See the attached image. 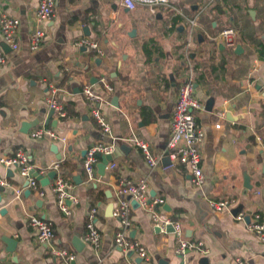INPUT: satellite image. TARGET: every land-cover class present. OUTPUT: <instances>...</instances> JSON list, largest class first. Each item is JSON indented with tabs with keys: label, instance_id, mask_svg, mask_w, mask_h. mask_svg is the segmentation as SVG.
<instances>
[{
	"label": "crops",
	"instance_id": "obj_1",
	"mask_svg": "<svg viewBox=\"0 0 264 264\" xmlns=\"http://www.w3.org/2000/svg\"><path fill=\"white\" fill-rule=\"evenodd\" d=\"M171 1L153 12L142 6L130 11L121 0H56L44 42L32 52L30 35L40 0H0V13L20 22L16 51L3 43L0 31L6 56L0 67V158L23 150L33 171L44 177L57 172L49 185L36 180L41 195L27 185L17 167L0 163L5 181L0 185V237L17 240L16 250L7 252L0 239L1 262L137 264L140 257L135 252L129 256L131 251L116 246L120 221L108 217L106 207L111 201L117 204L126 184L146 180L149 199L164 200L156 207L158 213L180 223L183 238L203 242L209 253L177 254L174 231L157 227L149 210L133 207L131 201L128 236L147 253L140 264H264V244L249 228L256 214H264V0ZM192 21L197 23L194 36L188 33ZM226 28L237 32L234 47L216 40ZM83 38L96 42L103 54L76 46ZM237 45L242 50L237 52ZM190 65L203 106L196 121L205 132V181L199 187L183 164L164 161L172 113ZM86 83L101 97L98 106L111 126L110 134L103 133L92 116L82 92ZM51 95L66 116L55 112L46 124ZM42 127L55 130L66 142L33 139L31 133ZM135 138L149 144L158 159L156 167L132 142ZM97 143L113 145L114 158L101 175L99 157L95 180L90 181L83 163L87 150ZM54 164L58 170L52 169ZM246 175L251 190L244 187ZM57 177L71 184L69 191L78 199L70 216L61 212L52 190ZM107 191L113 193L111 200ZM223 200L232 204L214 212L210 201ZM93 208L102 235L98 247L84 241ZM2 209L7 210L3 215ZM31 216L51 224L55 245L74 253V261L52 257L29 225Z\"/></svg>",
	"mask_w": 264,
	"mask_h": 264
},
{
	"label": "built area",
	"instance_id": "obj_2",
	"mask_svg": "<svg viewBox=\"0 0 264 264\" xmlns=\"http://www.w3.org/2000/svg\"><path fill=\"white\" fill-rule=\"evenodd\" d=\"M121 4L130 11L142 6L154 12L159 6H168L169 0H121ZM55 6L56 0H40L35 16V28L30 35V50L32 52H36L41 48L46 37L45 24L52 21L55 17ZM19 25L20 22L18 19L10 17L5 13H0V31L3 43L8 45L13 51L19 48L17 42ZM196 25L197 23L195 21L190 23L191 31ZM236 35L237 32L235 29L226 28L219 33L216 40L224 42L229 47H234ZM191 44L192 43L189 45ZM76 46H85L95 50L100 55L103 54L98 44L87 38L78 40ZM5 62L6 56L0 44V67L4 65ZM106 87L109 90L111 89L107 84ZM82 92L85 99L89 102L92 116L98 123L102 132L110 134L111 126L98 106L101 97L93 91L92 86L88 83L83 86ZM47 103L59 117L64 118L66 116L63 106L54 95L47 98ZM202 108V103L195 94V72L192 65H190V69L179 89L178 99L172 113L171 137L167 145V154L172 161L180 162L188 169L191 174L192 183L197 187L202 186L205 181L202 166L203 153L201 148L205 138V132L196 121V112L200 111ZM217 127L219 128L221 125H217ZM31 137L33 139L49 137L53 141H58L63 144L66 142L65 137L47 127L34 130L31 133ZM258 140H260V138ZM132 142L142 150L151 167H156L158 165V159L152 155L150 146L147 142L137 138L133 139ZM114 150L115 148L113 145L104 143L94 144L87 150L83 167L90 181L95 180L96 165L99 161V156L112 155ZM0 163L7 168L17 167L20 174L28 181L29 186L35 190H39L41 195L44 194L43 191L40 190L36 178L32 175L33 166L29 155L25 151L19 150L12 157H2L0 158ZM112 167H114V165H112ZM52 169L58 170L59 165L54 164ZM0 185H5V181L1 177ZM70 188L71 184L62 177H57L52 186V190L57 197L59 209L67 216L72 215L71 205L78 203V199L69 191ZM119 195L120 197L118 196L117 204L113 211V216L120 221V229L116 232L114 238L117 247L125 251H133L142 259L147 258L145 248L139 242L132 241L128 236V232L132 225L131 201H136L140 206L149 210L152 215V220L157 227L161 229H167L168 226L173 227L176 238L177 254L184 255L192 250H198L203 255L209 253L203 242H190L183 238V229L180 223L174 222L166 215L158 213L156 207L163 205L164 200L156 198L151 201L149 199V185L146 180H141L136 184H126L119 190ZM121 196H129L130 200L128 201ZM231 204L232 201L228 200L210 201V206L216 213H220L229 208ZM97 212V208H93L89 213L86 225L87 232L84 237L85 243L94 247H98L102 242V235L96 226ZM238 219L242 220L243 215H239ZM29 225L36 231L38 242L50 248L51 255L54 259L63 260L65 262L75 260L76 256L74 253L55 245V231L50 223L46 220L31 216ZM249 228L264 244V214H256L249 224ZM239 263L250 264L242 260H239ZM0 264L9 263L0 261Z\"/></svg>",
	"mask_w": 264,
	"mask_h": 264
},
{
	"label": "water",
	"instance_id": "obj_3",
	"mask_svg": "<svg viewBox=\"0 0 264 264\" xmlns=\"http://www.w3.org/2000/svg\"><path fill=\"white\" fill-rule=\"evenodd\" d=\"M239 50H242L241 45H237V47H236V51L238 52ZM54 113H55V111L52 109L51 110V114H50V116H49L46 124H49V119L51 118V116ZM24 127H26V125H24ZM99 157H102L103 158V162L98 165V169L100 171V174L101 175H104L107 165L110 162L113 161V158L114 157H113V154L112 155L99 156ZM164 161L167 162V163H169V161H170L169 156L165 157ZM56 175H57V172L56 171H52L47 177H44V176L40 175L37 171H33V176L36 178V180L40 181L41 184H43V186L49 185L50 184V181L53 178H55ZM27 185H29V183H27ZM244 187L246 188V190H251L252 189V186H251V183H250V177L248 175L245 176V185H244ZM1 190H4V189L1 187ZM107 196L111 200L113 198V193L111 191H107ZM0 202H1V196H0ZM132 205H133V207H140V204L137 203L136 201H132ZM114 207H115V203L113 201H111L107 205V207H106V214H107L108 217L113 216ZM6 212H7L6 209H2L1 210V214L2 215L5 214ZM167 230L168 231H171V232L174 231V229H173L172 226H168L167 227ZM0 239H1V241H3L7 245V252H14L16 250V248H17V240H15L12 237H7L5 235H2L0 237ZM77 249L79 250V247ZM128 255L129 256H132V255H134V252L131 251V252H129ZM141 262H142V259L141 258H137L136 259V263L137 264H140ZM161 264H163V263H161Z\"/></svg>",
	"mask_w": 264,
	"mask_h": 264
},
{
	"label": "rangeland",
	"instance_id": "obj_4",
	"mask_svg": "<svg viewBox=\"0 0 264 264\" xmlns=\"http://www.w3.org/2000/svg\"><path fill=\"white\" fill-rule=\"evenodd\" d=\"M173 1H175V0H172L171 2H173ZM188 33H189V35H190V34H193V36H194V35H195V28L193 29V31H192V33H191V27H190ZM189 35H187V36H189ZM186 38H187L186 40L188 41L189 38H188V37H186Z\"/></svg>",
	"mask_w": 264,
	"mask_h": 264
}]
</instances>
